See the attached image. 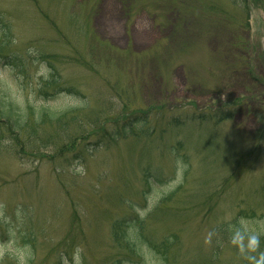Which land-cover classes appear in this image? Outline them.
I'll list each match as a JSON object with an SVG mask.
<instances>
[{
	"label": "rangeland",
	"instance_id": "1",
	"mask_svg": "<svg viewBox=\"0 0 264 264\" xmlns=\"http://www.w3.org/2000/svg\"><path fill=\"white\" fill-rule=\"evenodd\" d=\"M0 42L65 117L0 136V264H264L263 0H0Z\"/></svg>",
	"mask_w": 264,
	"mask_h": 264
},
{
	"label": "trees",
	"instance_id": "2",
	"mask_svg": "<svg viewBox=\"0 0 264 264\" xmlns=\"http://www.w3.org/2000/svg\"><path fill=\"white\" fill-rule=\"evenodd\" d=\"M264 2V0H263ZM5 46V44H4ZM3 48V44L0 45V49ZM48 63L51 65L50 61H48ZM81 66L86 67L83 62L81 61L79 63ZM52 67V65H51ZM53 68V67H52ZM47 88H49L51 90L47 91L44 90L42 91V93L44 95L47 94H52V93H56V95L58 96L61 93H69L73 96H76L78 94V92L75 90V88L73 86L71 87H66V86H59V81L57 80V78L55 77V80H52L48 83ZM30 110V115H27L26 112L27 110L24 107L18 106L16 103H14L12 100H10V98L6 95H4L3 92L0 91V136L2 135H8V136H12L14 137L15 135L17 136V134H21V133H25L26 132V124H28L30 122V117H35V118H40V117H48V119L53 122V121H58V123H60L62 121V119H64L65 117L61 118L64 114H56L50 110H43L41 111L40 114H36L35 111H33V109L29 108ZM71 115L75 118L78 119L76 117H78V112L79 111H70ZM35 121H37L36 119H34ZM38 122V121H37ZM89 124H95L94 121L89 122ZM129 125H126L124 127V132H127V127ZM1 131L5 132L4 134L1 133ZM10 136V137H11ZM114 137V136H113ZM119 135H116L114 137V141H116L117 139H119ZM14 141V140H13ZM81 142V141H78ZM16 143V142H15ZM16 147L18 148L17 144H15ZM73 148V146H72ZM113 234H114V238L119 239L120 243H123L124 245H126V247L128 249H126L128 252L130 253H134L136 252V249H138L139 247L137 246V239L136 236L131 232V230H125L121 228V224L117 223L114 228H113ZM239 236H242L244 238H246L243 234H241L240 232H236L235 235H232L231 238L233 240H237V238ZM249 236H247L248 238ZM253 242L257 243H262L261 245H264V239H253L251 240ZM174 245V241L172 239L171 240H167V245L165 246V251H167L169 249L170 246ZM137 255V254H136ZM118 264H122L120 261H118Z\"/></svg>",
	"mask_w": 264,
	"mask_h": 264
}]
</instances>
